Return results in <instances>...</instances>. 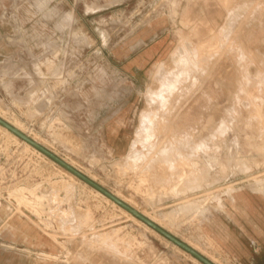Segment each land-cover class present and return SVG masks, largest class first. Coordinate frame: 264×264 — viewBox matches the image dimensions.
I'll return each mask as SVG.
<instances>
[{"label": "rangeland", "instance_id": "rangeland-1", "mask_svg": "<svg viewBox=\"0 0 264 264\" xmlns=\"http://www.w3.org/2000/svg\"><path fill=\"white\" fill-rule=\"evenodd\" d=\"M0 115L215 264H264L217 240L238 195L264 207V0H0ZM31 149L0 127V264H203Z\"/></svg>", "mask_w": 264, "mask_h": 264}, {"label": "crops", "instance_id": "crops-1", "mask_svg": "<svg viewBox=\"0 0 264 264\" xmlns=\"http://www.w3.org/2000/svg\"><path fill=\"white\" fill-rule=\"evenodd\" d=\"M234 202L233 230L219 233L218 243L235 258L254 259L264 252V207L259 199L248 194L238 195Z\"/></svg>", "mask_w": 264, "mask_h": 264}, {"label": "bare ground", "instance_id": "bare-ground-1", "mask_svg": "<svg viewBox=\"0 0 264 264\" xmlns=\"http://www.w3.org/2000/svg\"><path fill=\"white\" fill-rule=\"evenodd\" d=\"M216 34V33H215ZM226 36V35H225ZM178 37V36H177ZM221 37V36H220ZM182 38V41H181V44H180V47L181 48H178L177 50H175L174 51V54H173V56H174V60H176V68H174L175 70H173V72H168L166 75H165V77H163L164 75L162 74V77H161V81L163 80L162 78H165L162 82L160 81V77L158 76L159 74H158V72H156L158 75V77H157V79L159 78V81L161 82V84H160V87H159V89L157 90L158 91V94H157V96L155 97V99H154V102H156L157 104H152L153 102L151 101V99L153 100V97L150 99L149 98V102L153 105V107L151 108V110H152V112H150V113H153V114H150V116L148 117L149 118V120H148V122H150L151 124H155V127L158 125V127H160V122H161V118H159L158 116L157 117H155L154 115L155 114H157V112L159 111V107L161 106V104L162 105H164L165 103H166V101L168 100L167 98L169 97V96H167V98L166 97H162L163 96V94L164 93H167V94H171V93H173L174 92V88H175V86H176V84L180 81V79H182V77H183V75L184 74H186V72H188L189 70H190V68L191 67H195V65L197 64V59H196V55H197V50H198V48H201V46H198V47H196V45H194L191 41H190V39H189V37L187 36V35H185L184 33H183V37H181ZM221 47V46H220ZM188 50V55H187V57H186V55L184 54V55H181V54H183L182 53V51L183 50ZM185 50V51H186ZM190 54V55H189ZM162 57H163V55H162ZM199 63V62H198ZM204 66V65H203ZM206 66H208V65H206ZM158 67V66H157ZM159 67H161V66H159ZM161 69V68H160ZM158 71H159V69H157ZM163 70H164V67H163ZM162 70V71H163ZM161 71V73H163ZM160 72V71H159ZM167 71L166 70H164V73H166ZM161 75V74H160ZM191 74H188V75H186V76H190ZM185 76V75H184ZM185 76V77H186ZM28 78V77H27ZM151 92V91H150ZM152 94H154V92L152 93ZM154 95H156V94H154ZM153 95V96H154ZM172 95V94H171ZM150 97V96H149ZM162 97V98H161ZM216 102V101H215ZM149 103V104H150ZM217 103V102H216ZM149 111V110H148ZM149 113V112H148ZM1 117H3L2 115H0ZM154 118H158V120L157 119H155L154 120ZM3 119H5V117L3 118ZM6 121H8L7 119H5ZM145 120H146V118H145ZM144 120V121H145ZM155 122V121H158V123H157V125H156V123H153V121ZM9 122V121H8ZM142 122V121H141ZM147 122V123H148ZM9 123H11V122H9ZM143 123V122H142ZM13 126H15L17 129H19L20 131H22L21 130V128L18 126V125H16V124H14L13 122L11 123ZM142 125H144V123L142 124ZM141 126V125H140ZM151 127L153 126L154 127V125H150ZM0 127H3V126H1L0 125ZM142 127V126H141ZM149 127V126H148ZM158 127H156V128H158ZM4 128V127H3ZM12 137H14L15 139H17V140H20V141H23V140H21L19 137H17L16 135H14L12 132H10L9 130H7L6 128H4ZM1 130H3V129H1ZM152 130V129H151ZM153 131H155L156 132V130H155V128L153 129ZM153 131H151V132H153ZM151 132H150V134H151ZM153 135L155 136V133H153ZM159 136H160V133H159ZM158 136V137H159ZM154 138H156V136L155 137H150L148 140L149 141H154L155 139ZM58 139V138H57ZM172 139V138H171ZM186 139V138H185ZM192 139V138H191ZM61 141V140H60ZM25 142V141H24ZM171 142H173V141H171ZM174 142H176V141H174ZM26 143V145L28 146V147H31L32 149H34L36 152H38V153H40V154H43V153H41L39 150H37L36 148H34L33 146H31L30 144H28L27 142H25ZM179 143V142H178ZM192 143V142H191ZM198 143V142H197ZM196 143V144H197ZM184 147V146H183ZM206 147V146H205ZM209 148V147H208ZM207 148V149H208ZM31 149V150H32ZM180 150V149H179ZM197 150V149H196ZM33 151V150H32ZM181 154V153H180ZM44 155V154H43ZM144 158V157H143ZM140 160V159H139ZM155 162H156V160H154ZM158 162V161H157ZM186 164V163H185ZM193 164H195V162H193V163H191V165H193ZM191 167V166H190ZM63 168V167H62ZM64 169V168H63ZM67 173H69V175H71V177H76L75 175H73L72 173H70L69 171H67L66 169H64ZM192 171V170H191ZM191 173V172H190ZM155 178H156V180H158V181H167L168 179H165V178H162L161 176H159V175H157V173H156V175H155ZM172 178V177H171ZM184 181V174L182 173V174H180L179 175V177H178V181H177V183H175L174 185H172L171 186V188H170V190L171 191H173V192H175L176 191V189H177V186L178 185H180V184H182V182ZM74 182V181H73ZM74 185V184H73ZM188 185V184H187ZM72 186V185H71ZM70 187V186H69ZM73 187V186H72ZM72 187H70V188H72ZM73 190H74V188H72ZM92 189L93 190H95L98 194H100V195H102L103 197H105V199H107V200H109L110 201V199L108 198V197H106L105 195H103L102 193H100L99 191H97L96 189H94L93 187H92ZM66 190H67V188H66ZM65 190V191H66ZM190 190V189H189ZM54 192V191H53ZM56 192V191H55ZM74 192V191H73ZM182 192V191H181ZM187 192V191H186ZM71 193H72V191H71ZM70 193V194H71ZM57 194V193H56ZM74 194V193H73ZM60 195H62V194H60ZM69 195V194H68ZM67 195V196H68ZM63 196V195H62ZM74 195H72V197H73ZM66 197V196H65ZM71 197V198H72ZM73 199V198H72ZM71 199V200H72ZM69 201V200H68ZM112 201V200H111ZM124 201V200H123ZM70 202H72V201H70ZM113 203H115V202H113ZM126 203V202H125ZM116 205H118L117 203H115ZM51 207V206H50ZM69 207V206H68ZM117 207H120L121 209H123V211H124V213L126 214V215H128L127 217H135V216H133L131 213H129L127 210H125L124 208H122L121 206H117ZM54 208V207H53ZM70 209V208H69ZM71 210V209H70ZM51 211V210H50ZM53 211V210H52ZM51 211V212H52ZM73 212V211H72ZM74 212H75V209H74ZM73 212V213H74ZM70 214H71V212H69ZM141 213H143V212H141ZM54 214V213H53ZM145 216H147L145 213H143ZM72 215V214H71ZM76 216V215H75ZM71 217V216H70ZM148 217V216H147ZM150 218V217H149ZM60 219V218H59ZM58 219V220H59ZM70 219V218H69ZM71 219H74V218H71ZM76 219V218H75ZM138 219V218H137ZM152 221H154L155 223H157L158 225H160L161 227H163L161 224H160V222H156L154 219H152V218H150ZM77 220V219H76ZM139 220V219H138ZM139 221H141V220H139ZM65 224V223H64ZM85 225V224H84ZM86 233V232H85ZM96 235V234H95ZM98 235V234H97ZM96 235V236H97ZM94 241V240H93ZM118 241V240H117ZM188 244V243H187ZM129 245V244H128ZM189 246H191L192 248H194L195 250H197L198 252H200V253H202L201 251H199L198 249H197V247H195V246H193V245H191V244H188ZM110 247V246H109ZM119 247V246H118ZM117 257V256H116ZM195 258V257H194ZM125 259V258H124ZM120 262V261H119ZM124 262H126V261H124ZM214 262V261H213ZM123 263V262H122ZM168 263V262H167Z\"/></svg>", "mask_w": 264, "mask_h": 264}, {"label": "water", "instance_id": "water-1", "mask_svg": "<svg viewBox=\"0 0 264 264\" xmlns=\"http://www.w3.org/2000/svg\"><path fill=\"white\" fill-rule=\"evenodd\" d=\"M0 125L6 128L7 130H9L10 132H12L21 140L27 142L28 144L39 150L41 153L49 157L51 160L59 164L61 167H63L64 169H66L67 171H69L70 173H72L73 175H75L76 177H78L79 179H81L82 181H84L85 183H87L88 185H90L91 187H93L103 195H105L106 197H108L110 200L117 203L119 206L127 210L129 213H131L133 216L141 220L143 223L147 224L149 227H151L152 229L163 235L172 243H174L175 245H177L178 247H180L181 249H183L193 257H195L201 263L215 264L210 259L205 257L203 254H201L200 252L189 246L187 243L178 239L175 235L171 234L169 231L165 230L163 227H161L160 225H158L157 223H155L154 221H152L151 219L140 213L138 210L131 207L129 204L125 203L123 200H121L120 198H118L117 196L106 190L104 187L93 181L91 178H89L88 176H86L85 174H83L73 166H71L69 163L61 159L59 156H57L55 153H53L52 151L41 145L39 142L30 138L28 135L17 129L11 123L3 119L1 116H0Z\"/></svg>", "mask_w": 264, "mask_h": 264}]
</instances>
